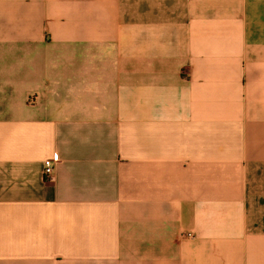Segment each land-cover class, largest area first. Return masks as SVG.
<instances>
[{
  "label": "crops",
  "instance_id": "0c3cea01",
  "mask_svg": "<svg viewBox=\"0 0 264 264\" xmlns=\"http://www.w3.org/2000/svg\"><path fill=\"white\" fill-rule=\"evenodd\" d=\"M0 264H264V0H0Z\"/></svg>",
  "mask_w": 264,
  "mask_h": 264
},
{
  "label": "built area",
  "instance_id": "2783aa9c",
  "mask_svg": "<svg viewBox=\"0 0 264 264\" xmlns=\"http://www.w3.org/2000/svg\"><path fill=\"white\" fill-rule=\"evenodd\" d=\"M53 171L54 168L51 164H47L44 171H43V177L45 180H51L53 179Z\"/></svg>",
  "mask_w": 264,
  "mask_h": 264
}]
</instances>
